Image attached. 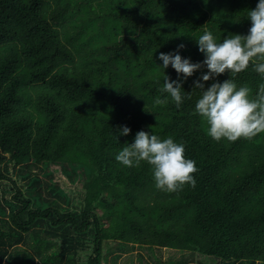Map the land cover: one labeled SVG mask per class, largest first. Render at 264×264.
I'll return each instance as SVG.
<instances>
[{
    "label": "trees",
    "instance_id": "trees-1",
    "mask_svg": "<svg viewBox=\"0 0 264 264\" xmlns=\"http://www.w3.org/2000/svg\"><path fill=\"white\" fill-rule=\"evenodd\" d=\"M136 250L264 264V0H0V264Z\"/></svg>",
    "mask_w": 264,
    "mask_h": 264
},
{
    "label": "rangeland",
    "instance_id": "rangeland-1",
    "mask_svg": "<svg viewBox=\"0 0 264 264\" xmlns=\"http://www.w3.org/2000/svg\"><path fill=\"white\" fill-rule=\"evenodd\" d=\"M98 214H101V211H98ZM162 252H159L158 250H153L154 253V257H156V259L160 260L162 263H164L165 261H167L171 256L173 257V261H177L180 258V254L175 253V255H171V251L169 250H161ZM139 254H143V256L145 257L146 261L148 260V262L151 263H155V261L153 260V258H151V253H146L144 251H140V250H136L133 252H130L128 254H123V256H125V259L123 260V264H130L131 261L129 259H127L129 256H133V262L134 264H141V261L138 257ZM140 261V262H139ZM194 264H198V263H194Z\"/></svg>",
    "mask_w": 264,
    "mask_h": 264
}]
</instances>
